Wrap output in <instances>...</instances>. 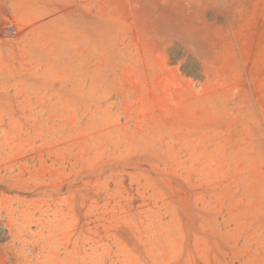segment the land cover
<instances>
[{
  "label": "rangeland",
  "instance_id": "rangeland-1",
  "mask_svg": "<svg viewBox=\"0 0 264 264\" xmlns=\"http://www.w3.org/2000/svg\"><path fill=\"white\" fill-rule=\"evenodd\" d=\"M0 264H264V0H0Z\"/></svg>",
  "mask_w": 264,
  "mask_h": 264
}]
</instances>
